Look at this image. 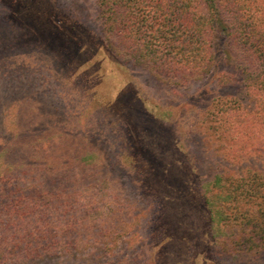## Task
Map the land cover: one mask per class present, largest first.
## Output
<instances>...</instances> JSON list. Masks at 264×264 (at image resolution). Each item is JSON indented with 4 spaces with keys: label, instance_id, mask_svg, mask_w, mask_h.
Listing matches in <instances>:
<instances>
[{
    "label": "rangeland",
    "instance_id": "obj_1",
    "mask_svg": "<svg viewBox=\"0 0 264 264\" xmlns=\"http://www.w3.org/2000/svg\"><path fill=\"white\" fill-rule=\"evenodd\" d=\"M100 26L95 0H0V169L19 159L54 155L88 161L40 176L49 180L56 210L40 216L38 226L53 231L47 241L58 242V249L21 248L14 241L37 224V216L28 225L17 220L22 230L11 232L13 221L1 211L0 259H8L5 264H264V248L234 258L226 240L211 245L197 196L198 185L217 171L252 167L264 173V157L232 161L212 135L213 98L236 94L239 85L200 77L170 83L160 72L110 57ZM248 119L247 137L241 128L237 132L239 145L250 152L264 141V114ZM28 133L34 145L5 150L16 140L27 141ZM30 177L35 175H15L27 178L25 183ZM233 236L238 237L232 227L226 239Z\"/></svg>",
    "mask_w": 264,
    "mask_h": 264
},
{
    "label": "trees",
    "instance_id": "obj_2",
    "mask_svg": "<svg viewBox=\"0 0 264 264\" xmlns=\"http://www.w3.org/2000/svg\"><path fill=\"white\" fill-rule=\"evenodd\" d=\"M95 1L103 48L110 57L160 72L170 83L190 82L197 77L213 79L220 86L236 82L238 93H218L212 100L215 102L210 113L212 135L223 142L222 147L227 149L232 161L243 162L254 155L264 157V141L250 152L246 150L247 145H239V132L247 137L243 129L248 117L264 114V0ZM244 100L253 105L247 107ZM33 136L28 133L27 141L16 140L4 149L13 151L32 146ZM86 161L84 156L54 155L19 159L3 165L0 212L6 211L8 222L13 221L11 232L23 227L15 223L17 220L28 225L36 216L38 218L31 230L30 227L21 229L24 235L14 243L40 253L58 249V242L47 241L53 238V231L38 226L40 216L51 215L56 210V203L49 201L53 195L48 189L49 180L39 179L41 175L83 165ZM16 173L33 174L35 178L30 177L32 181L25 183L27 178H15ZM197 196L207 214L211 245L217 246L226 240L224 245L228 246L229 253H234V258L235 254L264 248V173L252 167L235 172L217 171L210 180L198 185ZM232 227L238 237L226 239L230 238ZM25 239L27 243L23 242ZM4 240V237L0 240L1 248ZM241 243L244 247L238 249ZM2 251L7 254V249ZM5 263L8 259H0V264Z\"/></svg>",
    "mask_w": 264,
    "mask_h": 264
}]
</instances>
